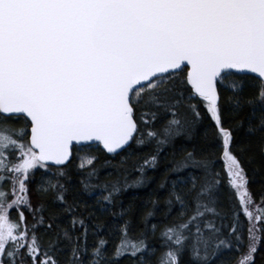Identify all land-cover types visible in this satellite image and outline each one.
<instances>
[{
    "label": "snow or ice",
    "instance_id": "6c2138e0",
    "mask_svg": "<svg viewBox=\"0 0 264 264\" xmlns=\"http://www.w3.org/2000/svg\"><path fill=\"white\" fill-rule=\"evenodd\" d=\"M0 264H264V0H0Z\"/></svg>",
    "mask_w": 264,
    "mask_h": 264
},
{
    "label": "trees",
    "instance_id": "16d2710c",
    "mask_svg": "<svg viewBox=\"0 0 264 264\" xmlns=\"http://www.w3.org/2000/svg\"><path fill=\"white\" fill-rule=\"evenodd\" d=\"M181 143V141H177V147H179V144ZM177 158H179V154L177 155ZM169 160H171V156L169 157ZM169 165L167 164H162V166L156 170L155 173L150 172L149 175L154 177V182L149 184V186L147 188H139V189H129L126 193L123 194V200L124 203L127 204L129 201H131L134 196L137 197V204H142L143 200H145L148 196V194L150 192H152L153 189L156 188V185L159 183V181L162 179L163 174H164V168L168 167ZM107 179H111L110 177H107V173L106 170H101V180H107ZM75 183V180L73 181ZM260 179L259 177L257 178L256 182L253 184V191L254 192H258L259 191V186H260ZM98 191L96 193H94V197L95 195H98ZM161 204L163 202L164 196H165V192L164 190H160L157 193ZM94 197L92 199H89L88 203L89 206H92L95 203V199ZM153 198H156V196H154ZM33 203H36V199H35V194L33 193ZM150 207V205H149Z\"/></svg>",
    "mask_w": 264,
    "mask_h": 264
}]
</instances>
